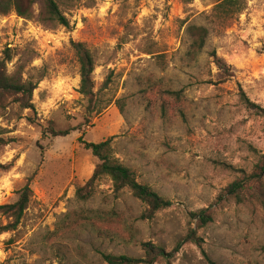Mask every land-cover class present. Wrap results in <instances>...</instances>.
<instances>
[{
  "label": "rangeland",
  "instance_id": "374dc122",
  "mask_svg": "<svg viewBox=\"0 0 264 264\" xmlns=\"http://www.w3.org/2000/svg\"><path fill=\"white\" fill-rule=\"evenodd\" d=\"M53 1L67 28L41 20L42 0L31 19L0 16L8 74L36 85L33 109L12 98L0 106V206L25 185L32 191L15 230H3L10 219L0 213V264H106L102 253L141 259L145 243L168 255L154 264H264V210L227 193L264 155V117L239 100L242 90L264 108V0H245L225 29L207 18L221 0ZM190 24L209 31L195 60L187 56ZM77 42L92 55L100 108L87 122ZM212 51L232 73L225 81ZM50 128L70 132L53 137ZM79 138L111 139L113 156L171 206L144 219L145 205L128 189L113 193L105 176L90 199L77 200L97 164ZM204 209L211 221L199 226L190 214ZM189 230L201 246L176 250Z\"/></svg>",
  "mask_w": 264,
  "mask_h": 264
},
{
  "label": "trees",
  "instance_id": "16d2710c",
  "mask_svg": "<svg viewBox=\"0 0 264 264\" xmlns=\"http://www.w3.org/2000/svg\"><path fill=\"white\" fill-rule=\"evenodd\" d=\"M42 21L56 23L62 27L69 26L68 20L60 13L57 4L53 0H42ZM34 0H0V16H7L14 13L17 17L23 19L32 18V6ZM246 9L245 0H221L217 3L207 15L211 19L210 24L220 29H225L230 23L235 21ZM188 41L187 56L195 60L202 53L209 35V31L204 26L190 24L185 30ZM72 48L79 64V95L87 101L85 110V121L96 113L99 108L96 93L94 92V83L92 74L94 70L93 58L89 50L83 43H72ZM9 50L3 52L0 57V106L6 98H12L18 107L22 110L33 109L32 95L36 85L30 81L22 82L20 79L10 76L6 65L10 60ZM209 56L212 62L221 71L224 81L232 76L231 71L225 63L219 59L214 51ZM222 81V82H224ZM170 93V92H167ZM178 96V93H171ZM239 100L245 109L264 117V108L252 103L242 90L239 92ZM53 137H66L70 130L54 131L52 128L46 129ZM79 143L97 160L96 167L91 178L83 185L75 189V197L81 202H85L92 197L93 185L100 177H108L113 193L118 194L124 189H128L132 196L143 203L146 207L142 218L151 219L155 213L171 206V202L159 196L148 185L139 183L134 171L123 165L113 156L111 139L100 143H86L81 138ZM2 143V139L0 138ZM230 196L240 199V197H250L255 199L264 210V155H262L251 173L242 174V177L235 180L227 188ZM32 197V191L28 185H25L18 192L17 200L9 205H1L0 213L10 219V223L3 230L13 231L17 228L25 210L27 209ZM206 209L199 210L190 214L197 217L199 226H205L211 221V217L206 213ZM192 243L200 247L202 239L199 238L194 230H189L184 238L177 244L176 250L183 243ZM145 257L134 258L126 255L101 254L102 260L106 264H154L159 257L166 258L165 251L151 243L142 245ZM209 264H214L209 261Z\"/></svg>",
  "mask_w": 264,
  "mask_h": 264
}]
</instances>
